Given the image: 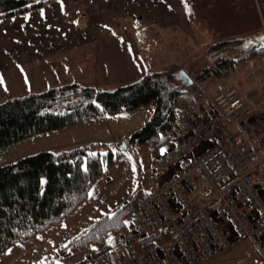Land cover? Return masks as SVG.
Wrapping results in <instances>:
<instances>
[{
	"label": "trees",
	"instance_id": "16d2710c",
	"mask_svg": "<svg viewBox=\"0 0 264 264\" xmlns=\"http://www.w3.org/2000/svg\"><path fill=\"white\" fill-rule=\"evenodd\" d=\"M51 0H0V19L18 17L40 9ZM254 36L223 41L212 47L217 51L239 52L217 58L201 68L194 77L183 69L152 70L138 80L114 88L85 86L69 82L0 102V155L12 145L44 132L100 115L129 112L142 106L150 108L144 124L120 142L134 147L147 161L158 148L171 140L170 132L181 116L182 96L191 88L175 78L186 72L193 83L225 76L238 62L264 60V39ZM247 45V44H246ZM215 51V50H214ZM213 52V51H212ZM192 83V85H193ZM191 85V86H192ZM116 159L111 153L102 159L86 147L58 152L41 151L0 166V259L15 244H27L70 217L86 200L91 187ZM136 194L111 215H105L73 237L58 252H93L76 264H113L118 248L116 235L126 232ZM144 246L153 244L151 238ZM168 239L158 240L164 245ZM111 253V254H110ZM39 264H55L51 258Z\"/></svg>",
	"mask_w": 264,
	"mask_h": 264
},
{
	"label": "rangeland",
	"instance_id": "374dc122",
	"mask_svg": "<svg viewBox=\"0 0 264 264\" xmlns=\"http://www.w3.org/2000/svg\"><path fill=\"white\" fill-rule=\"evenodd\" d=\"M86 1L96 4V15L92 14V8L87 9L85 12V15H87L86 19L95 30L96 26L100 25V28L102 27V22L107 28L111 27L115 31L117 30L116 26L124 22L132 29H137L140 26V23L133 19H128V21H126L127 18L124 21L117 19L119 14L116 16L114 14L118 12L113 11V13L109 9L110 4L115 0ZM123 1L125 2L126 0ZM178 1L173 5L176 10L179 9ZM196 1L198 7L195 13L196 17H192L190 20L191 15L188 14L184 22V18L179 15L173 14V16H169V19L172 20L170 22L172 24L170 32L159 33L161 36L157 40L155 34L153 39L148 40L147 36H152L153 34H149L147 31L143 32V36L136 34L139 42L143 43L145 41L144 44H153L152 47L146 46L143 48L145 61L156 60L157 56L153 53L156 52L162 59L161 61L164 62L167 59L165 45L169 44V47H173L172 51L175 55H170V63L153 65L150 70L168 69L175 73V70L183 69L194 77L201 68L213 64L217 58L233 56L239 53L231 50H227L229 51L227 53H225L226 51H217L218 49L216 50V48L212 49L215 44L244 38L247 42V45L243 44L245 48L249 47L251 44L249 41L253 40L254 36L258 35L259 37L260 34L264 38V0ZM134 2L139 12L144 11L143 9L147 7L148 2L152 4V0H134ZM233 2L236 3L234 6ZM182 3L189 5L190 1L181 0L179 4ZM216 3L218 10L216 12H208ZM221 4L224 7L230 5L231 10L228 9L230 10L228 12L222 10ZM191 6H193V2ZM155 11L158 12L157 10ZM225 14H227L226 19H224ZM140 15L147 23L151 22L152 18L148 17L151 14L145 15L143 13ZM161 17L163 20L166 19L163 15ZM81 19L84 21L83 18ZM189 20L192 21L190 23L192 25L191 28ZM234 20H237V22L235 23ZM174 22L177 26L174 25ZM164 23L167 22L165 21ZM167 25L169 26V24ZM118 30L121 29L118 28ZM97 31L100 30L98 29ZM153 31L158 32L156 30ZM161 37H169L170 41L166 39V42H163L162 40V44L160 42ZM173 44H176V47ZM165 57L166 59L164 60L163 58ZM78 60L80 59L76 56L71 57L73 63ZM125 67L127 70L128 65ZM144 67L147 68L149 66L145 64ZM140 69L141 65H137L135 69L129 70L126 81L122 80L123 74L120 81H112V85L107 80L99 83V85L103 86H97L94 82V84L89 85L100 88H114L126 85L133 82H129L130 77ZM116 76H113L111 80H114ZM79 77L81 76L79 75ZM12 85L10 84V87L6 89H1L0 87V102L10 97H18L8 96L7 91L12 88ZM89 85L86 84L85 86ZM113 85L117 86L108 87ZM188 87L191 88L182 96L180 108L184 109L187 106L189 107V104H193L195 105L192 112L194 114L200 110L198 107H202V102L206 103L205 101H207V104L210 103L217 89L221 87L226 90H234L235 95L245 100L253 108H257L256 110L264 108V60L263 58L261 60L257 58L250 59L248 62H237L234 69L225 76L211 78L203 83H193L192 86L189 85ZM20 91L22 92V90H17V93ZM149 116L150 108L142 106L129 112L104 114L83 119L71 125L44 132L16 143L10 147L6 154L0 155V166L13 163L22 157L41 151L58 152L77 147H86L89 153L98 154L102 159H105L111 153L116 159V162L110 168L107 166L104 168L103 175L94 183L91 195L87 199V205H84L74 213L75 215L73 214L68 221H65L63 226L52 228L45 235L36 237L30 243L11 246L3 258L0 259V264H39L40 262H45L48 258H51L55 264H76L92 253V248L79 253L58 252L54 246V240H57L56 236H59V239L62 240L63 236L66 237L75 231H82L86 223L96 218L100 211L101 213L108 211V215H111L136 194L139 195L150 190V180L153 173L149 168V162L153 155L147 161L134 147L126 145L125 149L119 148L121 146L120 142L126 140L132 132L139 129ZM172 142L173 138L171 137L168 143L158 148L159 153L167 149ZM107 176H109V180H107ZM88 217H90L89 220H86ZM115 255L114 253L113 264H117ZM261 261H264V243L258 247H253L246 241H234L226 252L209 261L198 264H258Z\"/></svg>",
	"mask_w": 264,
	"mask_h": 264
},
{
	"label": "built area",
	"instance_id": "2783aa9c",
	"mask_svg": "<svg viewBox=\"0 0 264 264\" xmlns=\"http://www.w3.org/2000/svg\"><path fill=\"white\" fill-rule=\"evenodd\" d=\"M194 106L182 108L172 144L149 162L150 190L136 197L127 231L114 237L117 264H198L234 241L264 243V188L257 183L264 180L257 164L264 110L222 87L196 114ZM148 238L153 244L145 247Z\"/></svg>",
	"mask_w": 264,
	"mask_h": 264
},
{
	"label": "crops",
	"instance_id": "0c3cea01",
	"mask_svg": "<svg viewBox=\"0 0 264 264\" xmlns=\"http://www.w3.org/2000/svg\"><path fill=\"white\" fill-rule=\"evenodd\" d=\"M177 1L152 0V4L148 2L143 12H139L136 9L134 0H126L125 2L123 0L113 1L109 9L112 12H118L114 14L115 16L119 14L117 19L124 21L127 18L126 21L128 19L138 21L140 26L137 29H132L124 22L116 26L117 30L115 31L111 27L107 28L102 22V27L100 28V25L96 26L95 30L86 19L87 15H85V12L87 9L92 8V14L96 15V4H91V2L89 3L86 0H51L40 9L30 13L18 17L0 19V81H2L0 82V87L1 89H6L10 87V84H13L12 88L7 91L8 96H22L68 82H77L83 85H89L94 82L97 86H103L99 85V83L107 80L112 85V81H120L123 74L122 80L126 81L128 79V71L135 69L137 65H141V69L130 77L129 82H134L145 73L152 71L150 70L151 66L169 64L170 55H175L172 51L173 47H169V44H166L167 59L166 57L163 58L164 60L166 59L164 62L161 61L162 59L156 52H153L157 56L156 60L145 61L143 48L146 46L152 47L153 44H144L145 41L143 43L139 42L138 35L141 34L143 36V32L147 31L149 34H153L152 36H147L148 40L153 39L154 34L157 40L161 36L159 33L170 32L169 30L172 27L170 22L172 20L169 19V16H173V14L179 15L184 18V22L188 14L191 15L190 20L192 17H196L195 13L198 8L196 0H189V5L179 4L181 2L179 0V9L176 10L173 5ZM222 1L226 2V0ZM230 1L232 2V0ZM192 2L193 6H191ZM165 3L167 4L164 5ZM234 4L236 3L233 2V6ZM221 6L222 10L227 12L231 10L230 5L224 7L221 4ZM216 10H218L217 3L208 12H216ZM143 13L145 15L151 14L148 17H151L153 21L151 20L150 23H147L140 15ZM161 15L166 17V19L163 20ZM226 15L224 19H226ZM141 19L143 20L142 22ZM190 20L189 26L191 28L192 25L190 23L192 21ZM165 21L167 23H164ZM234 21L235 23L237 22V20ZM174 25L177 26L175 22ZM118 28L121 30H118ZM98 29L100 31H97ZM166 39L170 41L169 37H161L160 42L163 44ZM173 45L176 47V44ZM72 56H76L80 60L73 63L71 61ZM145 64L149 67L145 68ZM126 65H128L127 70L125 69ZM113 76H116V78L111 80ZM114 86L117 85L108 87ZM17 90H22V92L17 93ZM205 102H202L203 108L207 106V101ZM243 102L252 110L257 111V108H253L245 100ZM203 108L200 109L202 110ZM222 123L227 133L233 134L235 132L236 129L229 125L226 120L223 119ZM257 164H261L264 169V152L257 157ZM256 173L258 174V170ZM107 177V180H109V176ZM257 183L264 188V180L257 178ZM92 187L89 194L93 189ZM87 202L88 200L74 213L84 205H87ZM72 215L52 228L63 226V223L68 221ZM105 215H108V211L103 213L100 211L96 218L86 223L83 230ZM89 218L86 220H89ZM52 228L41 235H45ZM82 231H75L66 237L63 236L62 240L59 239V236H56L57 240H54L55 248L58 249L66 245Z\"/></svg>",
	"mask_w": 264,
	"mask_h": 264
},
{
	"label": "water",
	"instance_id": "95a60500",
	"mask_svg": "<svg viewBox=\"0 0 264 264\" xmlns=\"http://www.w3.org/2000/svg\"><path fill=\"white\" fill-rule=\"evenodd\" d=\"M175 78L179 81H181V83L184 85V86H189L192 84V79L189 77V75L180 70L178 73L175 74ZM121 149H124L126 148V144L125 143H122L121 146H120ZM258 264H264V261H261L259 262Z\"/></svg>",
	"mask_w": 264,
	"mask_h": 264
},
{
	"label": "snow or ice",
	"instance_id": "6c2138e0",
	"mask_svg": "<svg viewBox=\"0 0 264 264\" xmlns=\"http://www.w3.org/2000/svg\"><path fill=\"white\" fill-rule=\"evenodd\" d=\"M262 39H264V38H262ZM0 82H2V81H0ZM89 195H91V193Z\"/></svg>",
	"mask_w": 264,
	"mask_h": 264
}]
</instances>
